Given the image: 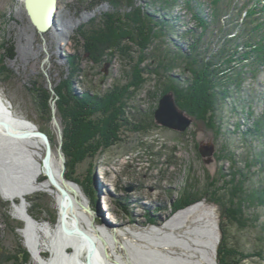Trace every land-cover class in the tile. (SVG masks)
<instances>
[{
  "label": "rangeland",
  "instance_id": "1",
  "mask_svg": "<svg viewBox=\"0 0 264 264\" xmlns=\"http://www.w3.org/2000/svg\"><path fill=\"white\" fill-rule=\"evenodd\" d=\"M91 1L58 0L57 15L61 21L80 20L75 28L67 29L65 35L56 29L57 25L53 30L40 33L25 10L24 0H0V92L14 113L31 120L38 129L48 131L53 152L61 167L60 154L65 156V178L81 188L83 205L93 211L88 212L80 205L87 213L84 224L95 227L102 234H118L119 240L114 238L116 252L112 250L115 259L123 254L133 264H176V260L180 264H219V248L224 239L221 224L227 220L229 210L215 200L217 195L214 192L218 191L219 195L225 192L238 207L241 204V211L247 218L230 226L228 222L227 225L231 231L230 242L245 255L238 256L241 258L240 264H264V240H259L264 235V201L257 198L264 196L263 62L259 63L261 74L250 79L248 71L246 79L241 78L242 83L239 81L241 84L238 85V81L229 83L228 75L220 73L224 74L221 76L223 83L216 86L215 91L225 92V95L220 106L222 114L215 121L217 127L210 129L205 120L192 116L193 123L185 132L170 129L155 121L154 111L162 95L159 91L153 96L156 83L160 82L154 68L161 60L167 61L165 55L169 54L167 59H170L194 42L190 30L195 28L196 20L183 7L184 0L165 8H162L161 0H122L117 7L106 0L91 7ZM247 1L229 0L230 11L221 16L222 23L215 28L220 31L222 41L215 53L210 49V56L205 58L208 60L213 53L216 54L213 61L221 68L248 65V60L256 59V55H259L256 50L258 45L242 43L241 40L247 37L245 34L235 43L225 40L229 35L241 31L247 18L257 16L254 13L248 17L250 6L254 11L264 9V0L252 1L259 4L258 7ZM207 4L209 7L202 4L197 10L205 21L211 22L213 29L214 14L211 15L212 8L208 1ZM240 4L247 6L243 9V6L239 7ZM137 6L144 11L157 10L156 15L160 17L167 15L166 20L172 26L177 23L178 27L175 26L166 37L153 41L144 52L137 40L131 43L119 35L118 39L107 41L102 39L99 32L95 34L93 31L94 21L99 22L105 13L114 18L118 15L120 19H115L129 28L127 16ZM233 12L241 13L238 16ZM172 16H179L176 22ZM232 27L233 33L229 34ZM215 29L213 32H216ZM197 30L202 31L201 27ZM5 43L14 46V57L8 56ZM127 45H130L129 49ZM245 51L248 58L242 59ZM143 53H147L145 57ZM73 55L77 56L79 69L73 74V89L82 93L88 91V85L107 90L120 80L128 82L131 78L129 75H133L134 65L142 61L141 67L149 72L146 74L148 81L134 93L127 111L133 115L132 121L142 122L147 116L153 118L147 128L140 130L133 124L123 126L116 141L112 140L105 147L99 144L92 162L84 160L69 167L67 154L63 150L64 126L58 117L60 127L54 123L53 117L52 120L48 119L47 113L40 115L34 91L40 88L50 90L53 97H49V104L52 109L56 108L57 116V89L65 91V86L61 85L69 75V56ZM232 58L233 62L229 65ZM169 74L181 79L183 87L186 86L184 78L191 77L183 64L173 68ZM229 76L233 77L232 74ZM256 122H261V126L255 127ZM250 127H253L252 131L248 130ZM212 140L216 142L215 153L213 160L207 163L199 151V145ZM0 141V264H41L28 244L21 198L13 200L6 197L8 191L18 192L25 187L27 174L22 162L17 160V150L12 149L11 142L1 136ZM41 147L39 159L43 161L45 144ZM185 191L195 192L198 198L182 207L176 206L186 197L183 195ZM241 196L243 199H240ZM26 199V212L30 217L41 225L48 223L55 231L61 215L55 194L37 190L27 193ZM188 209L192 211L187 212V216H179ZM18 223H22L23 227L17 228ZM44 232L40 230L35 234L39 237L41 256L49 260L56 256V234L52 238ZM256 243L262 248L256 249ZM74 250L69 248L71 254ZM256 250H260L261 255L251 254ZM86 254H82L83 259L87 258ZM165 255L174 258V263H167ZM224 264H229V261H224Z\"/></svg>",
  "mask_w": 264,
  "mask_h": 264
},
{
  "label": "trees",
  "instance_id": "2",
  "mask_svg": "<svg viewBox=\"0 0 264 264\" xmlns=\"http://www.w3.org/2000/svg\"><path fill=\"white\" fill-rule=\"evenodd\" d=\"M106 1L110 2L115 7H117L119 3H122V0ZM207 1L212 8L211 15L214 14L213 29L219 28V25L222 23L221 16L230 11L229 0H184L183 7H186L191 12L192 19L196 20L195 28H191L190 30L191 35H194V42L187 45V49L183 50L182 48L176 55L169 57L170 59H167L169 54L165 55L167 61L161 60L157 67L154 68V72L157 73L160 82L157 81L156 91L153 92V96L159 91L161 95L167 91H173L180 108L184 109L189 115L195 117V119L201 121L205 120L208 128L212 129L217 127L215 122L216 118L218 119L222 114L220 106L224 102L223 96L225 95V92L220 93V91H215L216 86L219 87V85H222L223 83L221 81V76L224 74L225 76L228 75L231 80L229 83L232 81H238V85L242 83V80L246 79L248 71L250 72V79H255L256 74L259 75L262 73L259 63L263 62L264 64V15H262V12L264 14V9L257 8L258 11H254V8L250 6L247 13L248 17L254 13L257 14V16L250 17L249 20L247 18L244 22L245 24L242 23L245 27L242 25L243 28L241 31L239 30L235 35H229V37L225 39L226 41L229 40L230 43H235L238 40L240 41L242 34H245L247 37L245 40H241L242 43H246V45L249 46H253L254 44L258 45L256 50L259 55H256V59L248 60L250 61L248 65H233L224 69L221 68V65H216L213 61L216 57V54L214 53L217 50V45L222 41V38L219 36L220 31L215 29L217 33L215 31L213 32L212 26L210 25L211 22L205 21L197 10L198 8L200 9L202 4L208 5ZM252 1L255 0H249L247 3H252ZM102 2L103 0H92L89 3L90 6L93 7ZM161 2L162 8H165L166 6H175L178 0H161ZM149 4L152 5V2H149ZM252 4L256 7L259 5L254 4V2ZM242 6L243 9H245L247 4H243ZM242 6L241 4L239 5L240 8H242ZM240 13L233 12L232 14L239 16ZM156 14L157 10H155V12L151 10L144 11L143 8L137 6L132 14H128L127 18H129L128 22L130 26L129 28H126L124 27L125 25H122V21L119 20L120 17L118 15H115V18L118 17L119 19H115L111 14L105 13L99 20L97 19L99 22L95 23L94 21L93 31L95 34L99 32L102 39L107 41L115 39L119 37V35L131 43H134L136 42L135 40H137V44L140 45L144 52L149 46H151L150 44H152L153 41L158 38L166 37V35L170 34L169 31H172L175 26L176 28L178 27L177 23H175V26H172L171 22L166 20L167 15L160 17ZM172 17L176 22L179 16ZM234 19L235 18H232V20ZM199 27H201L202 31L197 30ZM233 27H235V24ZM233 27L229 30V34L233 33ZM79 31L81 32V30ZM119 43L120 42L117 43L118 47ZM230 43L229 49H231ZM8 44L9 43H5L8 56L14 57L16 53L15 48L13 45L11 46ZM129 48L130 45L128 46V49ZM210 49L214 53L211 55L212 57L210 59L206 60L207 56H210L208 53V50ZM146 54L143 53L142 56L145 57ZM222 54L225 53L223 52ZM247 56L248 53L246 52L242 59L248 58ZM236 58H234V60ZM69 59L71 64L69 75L61 85V87L65 86V91L62 92L59 88L57 89L59 98L56 100V105L57 117L59 118L61 125L64 126L63 150L65 154H67V166L74 167L84 160L92 162L97 155L99 144L102 143L101 145L105 147L112 142V140L116 141L123 126L126 127L128 124H133V127L137 130L147 128L152 122L151 120L153 117L147 116L142 122H136L131 120L133 115L131 116L127 111V108L130 105L129 102L135 95L134 93L148 81V76L146 74L149 72L148 70L146 71L144 67H141L142 61L134 65L133 75H129L131 78L128 82L120 80L115 82L113 86L107 90H103L95 85H88V91L82 93L80 91L76 92L75 89H73V74H76L79 71V69H77V56H69ZM232 62L233 58L229 60V65H231ZM182 64L191 73L190 78L186 77L183 80L186 85L185 87L180 83L181 79L174 78V76L169 74L173 68L178 65L181 66ZM162 68L163 70H160ZM231 74L233 77L229 76ZM226 88L229 90L228 87H225V89ZM50 96L53 97L50 90L47 88H40L34 91V99L40 115L42 116V114L47 113L48 119L52 120V108L49 104ZM259 125L261 126V122H256L254 126L258 127ZM252 128L253 127H250L248 130L252 131ZM42 130L50 137L48 131L45 129ZM258 132L259 131L256 133ZM240 186L242 189V184ZM214 193L217 195L214 197L215 200H219L222 205L229 210L227 211V220L223 221V224H221L224 239L219 248V264H224V261L226 260L229 261V264H240L241 258L238 256L245 255H243L239 247L230 242L231 231L230 227L227 225L228 222L230 226V224H234V222H243L247 218L244 215L245 213L241 211V204L239 205V208L233 200L231 201V199H229V196H226L225 192L221 193V195L218 194V191ZM183 195L186 197L183 198V201H180V203L178 202V205L176 206L182 207L198 198L197 194L192 191H185ZM257 198L261 202L264 201V196H257ZM240 199H243V197L241 196ZM239 217H244L245 219L238 220ZM8 222L10 221L8 220ZM22 227V223H18L17 228ZM259 240L262 242L264 240V235L260 236ZM256 244V249L262 248L258 243ZM251 254L261 255V252L260 250H256V253Z\"/></svg>",
  "mask_w": 264,
  "mask_h": 264
},
{
  "label": "bare ground",
  "instance_id": "3",
  "mask_svg": "<svg viewBox=\"0 0 264 264\" xmlns=\"http://www.w3.org/2000/svg\"><path fill=\"white\" fill-rule=\"evenodd\" d=\"M84 18L85 16H83V19ZM79 21V19L75 21H72L71 19L67 20L66 22L63 20L61 21V19L57 15L56 29L66 35L67 29L75 28L76 25L79 24ZM33 35H35V32L33 33ZM4 123H7V127L4 125ZM36 130H38V128L35 123L27 119L26 117L14 113L13 109L7 104L2 96V93L0 92V136L2 139H6L7 141L11 142L9 143L12 144V149L14 151L17 150L15 151V156L19 162H22V166L27 174L25 187L20 189L18 192L6 191L8 193L6 197H9L11 199L13 198V200L16 197L21 198V207L24 211L23 217L27 222L26 232L28 236V244L35 256L38 258L39 263L87 264V258L83 259L82 254L84 252L88 253V249L90 246L89 242L77 232L73 234L64 232V222L71 229H82L95 240L96 247L92 250L91 254L92 264H133L131 260H126L123 254H120L117 259L114 258L112 250L116 252L115 248H117V245L114 241V238L119 240V236L117 233L113 232L112 235L102 234L99 233L95 227H87L84 224L83 220L84 217H86L87 213H85L80 206L84 203L82 200V190L76 183L67 180L65 178V174L62 175L63 168L59 166L54 152L51 159L52 175L55 177L58 183L67 190V195H62L61 192H59L52 185L50 179L45 174L43 161L39 159V156L42 154L41 146L43 143L39 137L34 135V132ZM24 132H30L31 134L26 137L20 136V134ZM10 133H12V135ZM44 156L45 155H43V158ZM41 177H43V180H41ZM103 187H105V185H103L102 188ZM37 190L49 191L55 194L57 198L61 215L59 224L56 226L55 231L52 230L51 226L48 223L42 225L39 224L35 219L30 217L28 212H26V206L28 202L26 199V195L29 192H34ZM70 198L73 201L72 205H69ZM191 211L192 209L183 211L179 214V216H187V212L190 213ZM40 230H45L44 233L52 236V238H54L53 234H56V238H54V243L57 244H55V249L57 248L56 256L52 257L49 260L41 256L42 251L40 250L39 237L35 234V232L37 233V231ZM53 231L54 233H52ZM218 235L219 234H217L215 237L216 242L214 249L216 248ZM70 247L75 249L72 254L71 252H69ZM170 257L165 255L164 258L166 259V262L174 263L175 259ZM175 262L176 264H180L177 260Z\"/></svg>",
  "mask_w": 264,
  "mask_h": 264
},
{
  "label": "water",
  "instance_id": "4",
  "mask_svg": "<svg viewBox=\"0 0 264 264\" xmlns=\"http://www.w3.org/2000/svg\"><path fill=\"white\" fill-rule=\"evenodd\" d=\"M24 5H25V10L31 22L40 33H45L55 28L57 12L59 10L58 0H24ZM52 114H53L54 123L58 127H60L59 121L56 116L55 107H53L52 109ZM154 117H155V121L158 124L180 132H185L193 123V117L190 116L188 113H186L184 109L180 108V106L176 101V97L173 91L166 92L160 97L157 108L154 111ZM4 125L7 127V123H4ZM10 134L12 135V133ZM30 134H31L30 132H24L20 134V136L26 137L29 136ZM34 135L39 137L43 141L46 147L45 156L43 158L45 174L50 179L52 185L57 190H59L62 195H67V190L64 189L58 183L55 177L52 175L51 159L53 155V146L49 135L40 129L36 130L34 132ZM215 145L216 142L213 140L206 143L205 142L201 143L199 145V151L201 155L204 157L205 162L210 163L213 160V156L215 153ZM60 157L63 163V167H62L63 168L62 175H63L65 168L64 167L65 156L61 153ZM72 204L73 201L70 198L69 205ZM83 207L85 208L86 211L91 213L93 212L90 207L85 205H83ZM63 230L68 234H73L77 232L89 242L90 246L87 253V264H92L91 254H92V250L95 249L96 247L95 240L82 229L80 228L71 229L64 222H63Z\"/></svg>",
  "mask_w": 264,
  "mask_h": 264
}]
</instances>
